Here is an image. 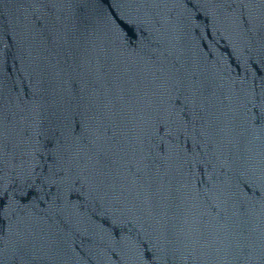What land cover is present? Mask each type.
Instances as JSON below:
<instances>
[{
    "label": "water",
    "instance_id": "obj_1",
    "mask_svg": "<svg viewBox=\"0 0 264 264\" xmlns=\"http://www.w3.org/2000/svg\"><path fill=\"white\" fill-rule=\"evenodd\" d=\"M0 264H264V0H0Z\"/></svg>",
    "mask_w": 264,
    "mask_h": 264
}]
</instances>
